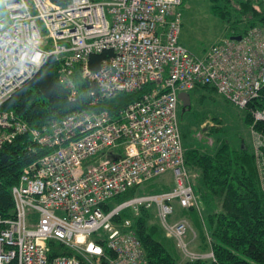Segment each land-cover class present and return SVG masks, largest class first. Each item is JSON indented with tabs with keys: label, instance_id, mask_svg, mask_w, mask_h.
Instances as JSON below:
<instances>
[{
	"label": "built area",
	"instance_id": "1",
	"mask_svg": "<svg viewBox=\"0 0 264 264\" xmlns=\"http://www.w3.org/2000/svg\"><path fill=\"white\" fill-rule=\"evenodd\" d=\"M183 0H5L0 16V145L29 134L48 151L26 164L12 187L14 211L0 215V264H148L126 208H153L190 260L215 258L195 250L190 219L171 220L177 207L196 206L185 161L179 93L210 85L253 114L255 156L264 180V26L241 39L224 37L203 54L180 41ZM16 10V11H14ZM39 19L43 22L40 25ZM112 50L98 68L90 55ZM60 58L59 80L77 99L76 71L94 87L90 104L121 91L155 85L114 115L76 108L33 126L4 103L41 67ZM171 173L174 184L105 204L128 188ZM178 205V206H177ZM210 239V236L208 235ZM66 246L72 253L58 252ZM107 246L111 253H106ZM97 249L99 251H97Z\"/></svg>",
	"mask_w": 264,
	"mask_h": 264
},
{
	"label": "trees",
	"instance_id": "2",
	"mask_svg": "<svg viewBox=\"0 0 264 264\" xmlns=\"http://www.w3.org/2000/svg\"><path fill=\"white\" fill-rule=\"evenodd\" d=\"M238 1L242 4L245 24L234 33L243 34L256 25L264 26V4H260L258 8L254 0ZM0 3L2 16L7 14V8L4 0H0ZM214 9L224 17L227 16L226 9L221 4H214ZM241 19L243 18L236 19L234 25H238ZM112 52L106 49L92 53L90 66L98 68L102 60ZM60 64V58L54 54L49 55L35 74L12 93L3 107L12 109L33 126H42L50 119L61 117L76 108L107 109L116 115L129 103L141 99L155 85L148 82L141 88L118 92L92 105L88 90L95 84L76 71L74 77L79 93L77 99H71L69 88L58 77ZM262 102L264 94L251 104ZM246 120L253 125L254 117L248 109ZM255 127L264 131L261 122L255 124ZM250 147L245 142L240 146H233L225 139L213 150L207 151L200 146L185 150L186 164L196 174L193 175V182L201 211L196 206H180V209L185 215H193L202 248H211L215 255V258L188 260L185 264H264V180L258 171L254 142ZM48 150V147L33 141L29 134H20L12 142L0 145V215L13 214V185L18 182L24 166ZM149 181L136 184L113 197L106 202L105 209L137 194V191L149 192L142 190ZM170 187L162 186L153 190L160 191ZM130 210L129 215L121 211L115 221L123 226L126 218L131 220L129 227L140 238L148 264H178L177 257L162 238L161 227L151 220L154 209L142 207L138 212ZM105 249L106 253H111L107 246ZM58 252L72 253L73 250L61 245ZM84 262L89 264L86 260Z\"/></svg>",
	"mask_w": 264,
	"mask_h": 264
},
{
	"label": "rangeland",
	"instance_id": "3",
	"mask_svg": "<svg viewBox=\"0 0 264 264\" xmlns=\"http://www.w3.org/2000/svg\"><path fill=\"white\" fill-rule=\"evenodd\" d=\"M254 2L258 8H260V4H264V0H254ZM29 3L32 11L37 12L33 0H29ZM216 3L221 4L226 9V17L215 11L214 4ZM241 7L242 4L238 0H183L181 4L182 28L180 41L195 53H205L212 44L224 37H230L234 33L233 31L243 28L245 15ZM239 18L243 19L238 25H234L236 19ZM39 23L43 26L40 19ZM189 92L191 94V104L184 106L182 101L179 103L180 127L186 150L195 146H200L207 151L213 150L221 140L225 139L233 146H240L242 142H245L249 147H252L254 134L252 125L246 120L247 108L228 100L216 89H212L210 85H197L189 89ZM257 167L261 174L260 167L258 165ZM190 173L193 179L195 173ZM174 183L171 173L167 172L155 177L141 189L154 191V188L172 186ZM136 193H141V191ZM130 211V208H127L122 213L129 215ZM154 211V216L151 218L152 222L158 223L161 227L162 238L165 239L168 248L177 257V263L185 264L190 259L183 254L177 240L166 233V228L163 226L157 211ZM182 216L190 219L197 233L196 236H193V233L189 235L193 248L205 252L207 249L202 248L199 242V231L193 223V215L183 214L180 206H178L171 220Z\"/></svg>",
	"mask_w": 264,
	"mask_h": 264
},
{
	"label": "water",
	"instance_id": "4",
	"mask_svg": "<svg viewBox=\"0 0 264 264\" xmlns=\"http://www.w3.org/2000/svg\"><path fill=\"white\" fill-rule=\"evenodd\" d=\"M9 1H12V0H9ZM14 11H16V10H14ZM241 37H242V34H232L231 35V38H234V39H241ZM179 97H180L184 106L191 104V94L188 90L180 91Z\"/></svg>",
	"mask_w": 264,
	"mask_h": 264
},
{
	"label": "snow or ice",
	"instance_id": "5",
	"mask_svg": "<svg viewBox=\"0 0 264 264\" xmlns=\"http://www.w3.org/2000/svg\"><path fill=\"white\" fill-rule=\"evenodd\" d=\"M97 251H99V250L97 249Z\"/></svg>",
	"mask_w": 264,
	"mask_h": 264
}]
</instances>
